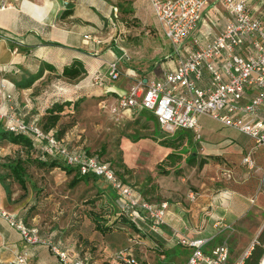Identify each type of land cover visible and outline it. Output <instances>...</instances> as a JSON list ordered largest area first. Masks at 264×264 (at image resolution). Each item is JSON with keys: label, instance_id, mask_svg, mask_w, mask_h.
Instances as JSON below:
<instances>
[{"label": "crops", "instance_id": "1", "mask_svg": "<svg viewBox=\"0 0 264 264\" xmlns=\"http://www.w3.org/2000/svg\"><path fill=\"white\" fill-rule=\"evenodd\" d=\"M143 1L147 2L149 9V1ZM93 2L0 0V80L7 81L0 82V101L4 92L15 95L18 90L27 92L32 86L42 87L46 79L56 78L74 59H80L87 68L78 78L97 72L105 75L106 85L110 82L107 77L109 62L122 55L117 56L115 50L108 49L101 62L93 60L94 36L99 38L103 34L98 27L100 22L96 20L94 24L92 20ZM5 4L9 6L2 8ZM98 4L102 9L98 12L109 15L113 0H98ZM132 4L141 14L150 13L141 0H132ZM250 6L255 14L264 18L263 0H250ZM36 9L44 12L42 18L35 14ZM65 10L70 12L62 15ZM227 19L228 14L221 3L206 7L202 13L200 34L215 35ZM167 64L170 66L169 62ZM174 64L175 60H172L171 65ZM126 74L137 75L135 69L128 70ZM112 87L119 89L115 85ZM198 120L200 137L194 136L190 141L191 131H180L187 135L190 153H197V160L208 158L201 168L189 165L180 175L170 172L159 179L150 177L147 183L146 180L132 178L124 169L122 175L115 167L123 182L134 186L132 192L136 198L168 201L163 222L156 230L145 211H141L137 225L125 215L115 222L118 216L115 212H121L114 202L117 193L101 178L94 181L101 194L81 199L83 203L79 208L75 202L72 206L58 205L53 211L43 207L34 214L29 209L28 191L14 182V175L10 181L7 176L12 174L11 169L3 163L0 167V210L17 213L27 225L36 227L41 235L52 238L61 248L90 264H128L116 257L119 250H126L138 264H182L191 253L190 240L206 239L205 248L209 249L239 233L242 229L239 222L248 213L264 214V145H257L248 135L224 126L210 115L201 114ZM2 127L0 124V130ZM190 153L176 165L186 163ZM16 156L5 155L9 158L6 163ZM247 156L253 159V167L245 162ZM108 188L114 195L113 200L111 196L104 197L109 195ZM111 203L116 209L109 210L113 213L107 215L104 209H110ZM97 219L105 227L114 222L116 227H108L103 232L98 229ZM24 252L28 253V264H62L48 247L28 245L19 232L0 216V264H17L18 256Z\"/></svg>", "mask_w": 264, "mask_h": 264}, {"label": "built area", "instance_id": "2", "mask_svg": "<svg viewBox=\"0 0 264 264\" xmlns=\"http://www.w3.org/2000/svg\"><path fill=\"white\" fill-rule=\"evenodd\" d=\"M165 36L172 45L175 64L160 77L137 74L136 83L119 92L116 112L122 108L149 110L168 133L189 130L200 137L199 116L207 114L224 126L251 137L257 145H264V18L255 14L250 0H148ZM264 2V0H263ZM221 3L228 19L221 31L213 36L199 35L202 13L208 6ZM5 6L3 5L2 8ZM109 62L107 77H120V60ZM105 75L97 74L95 82L105 85ZM0 121L10 132L27 133L38 142L39 149L49 157L56 155L77 167L82 175L95 174L117 193L114 202L131 220L141 217V211L158 229L168 208V201L152 202L136 198L132 186L125 184L111 161L98 154L75 150L46 133L39 118L24 120L15 112L4 110L0 104ZM253 167L250 156L245 158ZM194 197V196H192ZM0 216L31 246H46L62 264H90L61 248L52 238L41 235L36 227L27 225L17 213L0 210ZM208 240H190L192 247L182 264H227L230 257L228 238L207 249ZM243 255L233 264H242ZM116 257L128 264H138L126 250ZM28 253L18 256L17 264H28Z\"/></svg>", "mask_w": 264, "mask_h": 264}, {"label": "rangeland", "instance_id": "3", "mask_svg": "<svg viewBox=\"0 0 264 264\" xmlns=\"http://www.w3.org/2000/svg\"><path fill=\"white\" fill-rule=\"evenodd\" d=\"M141 1L143 7L150 11L149 14H141L139 9L132 4V0H113L109 15L98 12L101 9L98 0H94V6L91 8L92 20L94 24L96 20L100 22L98 27L103 33L99 38L94 36L96 41L91 50L93 60L101 62L105 56L104 52L108 49L115 50L117 56L122 55L120 77L107 83L119 89L111 87L109 91L108 87L96 83L97 72L76 80L57 78V76L52 78L53 80L46 79L42 87L32 86L27 92L18 90L15 95L11 92H4L0 104L6 108L5 110L31 120L35 117L41 118L46 108L56 100L79 99L77 106L65 107L56 127L64 134L66 143L75 150L89 151L111 161L122 175L124 169L126 174L129 173L132 178L136 177L139 181L146 180L149 183L148 178L150 177L159 179L170 172L177 175L182 174V170L186 169L189 164L187 161L179 164L182 166L176 163L190 153L189 142L194 140L195 134L189 132L190 141H187V135L183 131L177 130L174 134L166 132L156 118L151 117L152 113L146 109L137 108L131 114L122 108L116 112L112 110L115 106L119 108L117 100L119 92L136 83L134 76L126 74L128 70L135 69L138 75L160 77L169 67L167 62L173 66L171 65L172 60L176 59L171 54L170 41L153 14V9H150L152 6L150 5L148 9L147 2ZM36 10L35 14L42 18L44 12L40 9ZM205 24L204 22L203 26ZM201 32L202 28L198 30V34L201 35ZM0 82L7 81L1 79ZM2 123L0 121V124ZM182 133L183 139H180L178 136ZM2 141L0 167L2 163L4 166L9 159L5 155L20 153L26 157V151L20 150L22 147H15L7 140ZM183 142L187 144L182 145ZM103 147L105 150L101 153ZM28 159L30 161L26 163V187L20 186V188L28 191L27 195L31 203L29 209L34 214L41 211L43 207L48 211H53L58 205L72 206L75 202H77L76 207L79 208L83 203L81 199L101 194L93 180L80 181L72 186L70 181L74 172L68 174L61 167L50 168L40 164L34 153L30 154ZM12 176L13 174L7 176L11 182ZM14 182L21 185L15 178ZM110 190L108 188L109 195L104 197L111 196L113 200L114 195ZM132 190L134 191V186ZM104 210L107 215L113 213L109 211L111 209L105 208ZM117 210L120 211L118 207ZM115 215L119 216V213L115 212ZM239 226L242 228L240 232L228 239L230 257L227 264H233L249 252L264 226V214L250 212L239 222Z\"/></svg>", "mask_w": 264, "mask_h": 264}, {"label": "trees", "instance_id": "4", "mask_svg": "<svg viewBox=\"0 0 264 264\" xmlns=\"http://www.w3.org/2000/svg\"><path fill=\"white\" fill-rule=\"evenodd\" d=\"M70 10H65L62 15L68 14ZM87 71V68L85 67L84 63L80 59H74L73 62L69 65H65L63 69L57 74L58 77H66L68 79H75L81 76L84 72ZM79 100V99H78ZM78 100H64V101H54L50 106H48L41 118H39V124L42 127V129L48 133V134H54L56 135L61 143L69 146L66 143L65 136L60 130H57L56 127L59 124L61 113L65 110L66 106H77ZM151 117L155 118L153 114H151ZM3 129L0 130V140H7L11 143L20 144L22 148H20L21 151H26V157L21 155L20 153L17 154L15 159H12L8 161L5 165L11 169L12 174L14 175V178L22 185V187H25L26 179H25V172H26V163L30 161L28 157L30 154H35L38 157V162L43 165H47L50 168L54 167H61L63 170L71 174L74 172L73 177L70 181V184L72 186L76 185L80 181H89L93 180L96 181L99 177L95 174H87L82 175L78 172L77 167L71 166L67 164L62 157L56 155L55 157H49L45 153H43L38 146V142L35 140V138L27 133H14L10 132L5 127H2ZM183 133L179 134V138L183 139ZM70 147V146H69ZM105 148H102L101 153H104ZM87 153H91L87 151ZM170 155V154H169ZM197 153H190V155L186 158L187 163L189 165H196L198 168H201L203 164L207 161L208 158H202L197 160ZM102 158V156H100ZM104 159V158H103ZM112 165H115L111 162ZM111 210L114 211L116 207L113 203H111ZM120 216H117L115 219V222L118 220L119 217L124 215L122 212H117ZM21 218V217H20ZM129 218V217H128ZM23 220V218H21ZM131 220V218H129ZM24 221V220H23ZM132 221V220H131ZM25 222V221H24ZM114 222V223H115ZM133 222V221H132ZM26 223V222H25ZM111 223L108 226H104L101 221L97 219L96 224L98 226V229L105 232L108 227L114 226ZM135 224H138V221L135 220ZM264 256V226L261 230V232L258 234L256 241L251 246L249 252L243 257L242 264H260V261L262 257Z\"/></svg>", "mask_w": 264, "mask_h": 264}, {"label": "bare ground", "instance_id": "5", "mask_svg": "<svg viewBox=\"0 0 264 264\" xmlns=\"http://www.w3.org/2000/svg\"><path fill=\"white\" fill-rule=\"evenodd\" d=\"M264 262V256L262 257L260 264H262Z\"/></svg>", "mask_w": 264, "mask_h": 264}, {"label": "water", "instance_id": "6", "mask_svg": "<svg viewBox=\"0 0 264 264\" xmlns=\"http://www.w3.org/2000/svg\"><path fill=\"white\" fill-rule=\"evenodd\" d=\"M262 264H264V262Z\"/></svg>", "mask_w": 264, "mask_h": 264}]
</instances>
